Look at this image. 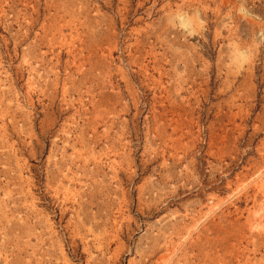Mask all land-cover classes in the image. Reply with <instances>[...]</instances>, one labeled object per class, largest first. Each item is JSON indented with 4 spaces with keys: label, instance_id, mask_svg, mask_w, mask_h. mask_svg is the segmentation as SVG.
I'll return each instance as SVG.
<instances>
[{
    "label": "rangeland",
    "instance_id": "rangeland-1",
    "mask_svg": "<svg viewBox=\"0 0 264 264\" xmlns=\"http://www.w3.org/2000/svg\"><path fill=\"white\" fill-rule=\"evenodd\" d=\"M0 264H264V0H0Z\"/></svg>",
    "mask_w": 264,
    "mask_h": 264
}]
</instances>
